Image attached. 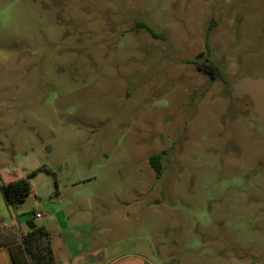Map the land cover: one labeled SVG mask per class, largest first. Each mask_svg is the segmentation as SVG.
Wrapping results in <instances>:
<instances>
[{"label":"rangeland","instance_id":"1","mask_svg":"<svg viewBox=\"0 0 264 264\" xmlns=\"http://www.w3.org/2000/svg\"><path fill=\"white\" fill-rule=\"evenodd\" d=\"M244 78L264 79V0H0V214L43 168L18 218L64 212L149 264H264Z\"/></svg>","mask_w":264,"mask_h":264},{"label":"crops","instance_id":"2","mask_svg":"<svg viewBox=\"0 0 264 264\" xmlns=\"http://www.w3.org/2000/svg\"><path fill=\"white\" fill-rule=\"evenodd\" d=\"M56 196L60 198L61 192L58 191ZM29 198L30 196L27 199ZM26 202L27 200L23 204ZM52 210L45 214L34 209L30 211L31 217L25 218L23 216L25 214H21V218L14 219L0 214V226L15 225L22 233H27L32 225L46 226L50 232L58 264H149L139 255L129 253L123 245L109 243L101 238L99 236L101 233L94 235V230L90 226L77 224L68 220L64 212ZM54 215L58 219L57 224L54 222ZM0 264H14L8 247H0Z\"/></svg>","mask_w":264,"mask_h":264},{"label":"trees","instance_id":"3","mask_svg":"<svg viewBox=\"0 0 264 264\" xmlns=\"http://www.w3.org/2000/svg\"><path fill=\"white\" fill-rule=\"evenodd\" d=\"M139 26L147 29L154 36H158L151 26L146 24H139ZM190 62L197 64L195 61ZM198 68L211 72L214 77H223L218 64L208 58L203 63H198ZM161 158V154L150 158V163L158 176L162 174ZM43 170L40 168L25 178L2 185L8 208L16 218H18V211L22 204L32 194L31 179ZM1 246L9 248L14 264H58L50 232L46 226L32 225L27 233H22L15 225H1Z\"/></svg>","mask_w":264,"mask_h":264},{"label":"water","instance_id":"4","mask_svg":"<svg viewBox=\"0 0 264 264\" xmlns=\"http://www.w3.org/2000/svg\"><path fill=\"white\" fill-rule=\"evenodd\" d=\"M244 79H248L249 81L246 82L243 86L241 85V90L251 96L252 100L255 103V106L259 111V117L264 122V79ZM253 94L258 95V101L254 99Z\"/></svg>","mask_w":264,"mask_h":264},{"label":"bare ground","instance_id":"5","mask_svg":"<svg viewBox=\"0 0 264 264\" xmlns=\"http://www.w3.org/2000/svg\"><path fill=\"white\" fill-rule=\"evenodd\" d=\"M254 99H256L258 101V95L257 94H253Z\"/></svg>","mask_w":264,"mask_h":264},{"label":"built area","instance_id":"6","mask_svg":"<svg viewBox=\"0 0 264 264\" xmlns=\"http://www.w3.org/2000/svg\"><path fill=\"white\" fill-rule=\"evenodd\" d=\"M37 216H40V214H36Z\"/></svg>","mask_w":264,"mask_h":264}]
</instances>
